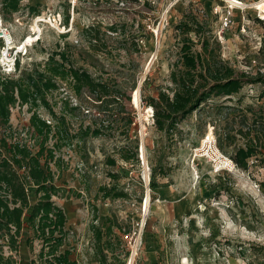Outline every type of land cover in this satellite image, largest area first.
I'll list each match as a JSON object with an SVG mask.
<instances>
[{"label": "rangeland", "instance_id": "1", "mask_svg": "<svg viewBox=\"0 0 264 264\" xmlns=\"http://www.w3.org/2000/svg\"><path fill=\"white\" fill-rule=\"evenodd\" d=\"M238 1L242 4L233 6L228 0H22L20 11L11 14L2 13L0 0V18L12 48L29 34L38 37L25 50L23 43L18 48L24 52L13 75L45 63L51 53H64L68 64L106 86L104 103L90 101L86 94L80 99L72 95V104L81 108L67 114L72 133L90 123L92 128L104 125L103 135L74 140L58 151L63 167L56 172V184L81 194L54 197L72 233L65 249L78 264H100L93 255L90 225L102 226L111 215L125 228L130 223L134 227L122 238L127 244L116 246L110 264H264V140L252 142L253 134L250 138L237 132L246 123L244 114L252 123L264 107V84H248L230 101L213 100L185 118L173 137L156 128L147 103L149 96L157 97L160 88L171 84L182 37L176 25L186 11H198L212 28L224 59L253 75L264 72V22L257 20H264V15L254 5L261 0ZM228 10L232 23L224 27ZM111 26L117 30L111 31ZM3 46L0 38V53ZM136 89L140 107L131 101ZM67 92L62 85L49 96L59 115L65 113ZM38 112L51 119L46 108ZM31 114L28 105H17L11 123L34 146L36 135L26 130ZM207 138L216 140L229 159L239 147H254L248 169L221 162L214 145L203 148ZM133 151L136 159L121 157ZM100 187L126 196L106 198ZM28 189L33 204L35 187L29 183ZM113 231L121 236L116 226ZM30 234L27 228L22 232L18 264H30L34 257L26 245ZM39 247L36 241L35 253Z\"/></svg>", "mask_w": 264, "mask_h": 264}, {"label": "trees", "instance_id": "2", "mask_svg": "<svg viewBox=\"0 0 264 264\" xmlns=\"http://www.w3.org/2000/svg\"><path fill=\"white\" fill-rule=\"evenodd\" d=\"M1 2L2 13L13 14L21 9L22 0ZM176 28L182 37L180 57L173 64L170 73L171 84L160 88L157 97L147 98L148 105L153 108L154 125L169 137H173L185 118L213 100L230 101L246 85L264 84V72L258 71L253 75L241 71L223 58L220 42L207 22L200 19L198 11H186ZM110 30L116 31L117 28L111 26ZM93 40L96 37L90 41ZM67 61L64 53H51L45 63L20 70L18 76H6L0 72V264L19 263L17 255L25 228L31 233L26 239V245L34 254L30 264H78L76 259L71 258L72 251L65 249L72 233L67 214L54 197L80 198L81 194L56 184V172L63 167V159L58 151L64 146H71L74 140L79 143L88 136L103 135L104 125L92 128L90 123L72 133L67 114L73 115L81 108L78 104H72V95L80 99L86 94L90 101L104 103L105 99H101V95L106 92V86L95 81L86 70L68 64ZM62 85L67 86L71 94L66 93L65 113L59 115L49 96ZM260 97H264V93ZM17 105H28L32 112L30 125L26 130L32 129L36 135L34 146L11 123L12 109ZM40 107L48 110L51 119L40 115ZM85 111L84 114L89 115L90 112ZM106 112L111 111L103 109V113ZM89 117L94 122L93 115ZM243 117L246 123L237 132L248 137L253 134L255 139H250L252 142L263 141L264 107H261L258 115L254 114L252 123H248L246 114ZM245 127L247 129L244 131ZM225 136L228 137L229 133L226 132ZM50 139H54L53 144H49ZM254 152V147H239L232 160L236 166L248 169L249 158ZM136 155L133 151L129 154L122 153L121 157L130 161L136 159ZM109 162L115 164V159L111 158ZM29 183L35 187L36 202L33 204L30 200ZM100 190L106 198L126 196L123 192H114V188L100 187ZM93 210L94 220H98V207L94 205ZM114 226L120 230L121 236L114 233ZM133 227L130 223L125 228L112 215L106 217L102 226L92 223L90 229L93 233L95 259L100 264H110L109 259L115 256L116 246L122 242L127 244L122 238L130 235ZM36 241L40 246L37 253L34 252Z\"/></svg>", "mask_w": 264, "mask_h": 264}, {"label": "built area", "instance_id": "3", "mask_svg": "<svg viewBox=\"0 0 264 264\" xmlns=\"http://www.w3.org/2000/svg\"><path fill=\"white\" fill-rule=\"evenodd\" d=\"M242 4V1H239ZM232 23V12L230 10H228V13H226L225 17H224V21H223V26L224 27H229ZM0 38L4 40V46L1 50L0 53V71L2 73V75H13L14 73H16L17 71V62L19 59V55L23 54L24 51H22L21 48H23L25 50L26 46H22V44L20 46H22L20 49L17 48H12V38L10 33L8 32L7 29H5L4 25H3V20L2 18H0ZM10 38V40L8 39ZM35 40H38L37 38ZM34 42V41H33ZM48 122H50L48 120ZM206 143H209L212 149V145L215 146V149H217V145H216V140L214 141H207ZM216 154V153H215ZM219 158V157H218ZM221 158H228L225 157L224 155L220 156V161ZM217 161V160H216ZM230 163L233 162V165L236 166V164L234 163V161L232 159H229ZM227 166H230L229 164H226Z\"/></svg>", "mask_w": 264, "mask_h": 264}, {"label": "bare ground", "instance_id": "4", "mask_svg": "<svg viewBox=\"0 0 264 264\" xmlns=\"http://www.w3.org/2000/svg\"><path fill=\"white\" fill-rule=\"evenodd\" d=\"M223 1V0H221ZM230 3H232L233 6L235 5H241V3L238 1V0H228ZM255 7L261 11V14L264 15V0H261L259 2H256L255 4ZM44 21V20H42ZM34 27H36L37 29L40 30V27L37 25H35ZM38 38V37H37ZM10 40V38H8ZM36 38L34 37L33 34H29L27 36H25L22 41L18 44V45H21L23 43L24 46H29ZM23 46V47H24ZM155 57V56H154ZM149 67V66H148ZM140 91L139 89H136L135 92L132 94V103L133 105H135L136 107H140ZM150 107V106H149ZM212 139L211 138H207L206 139V142L207 141H211ZM206 142H204V147L203 148H206ZM218 149V148H217ZM144 151V150H143ZM216 153V156H221L223 155L222 152L218 149L215 151ZM207 156L209 158H212L213 155H210L209 152L207 153ZM214 157V156H213ZM221 162L223 163H226V164H229L230 167L234 168V165H233V162L230 163L229 161V158H221ZM147 204H148V199H147Z\"/></svg>", "mask_w": 264, "mask_h": 264}]
</instances>
